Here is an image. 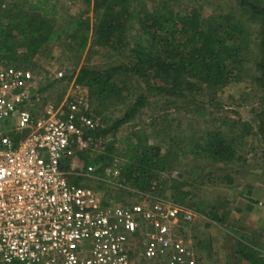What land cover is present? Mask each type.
Segmentation results:
<instances>
[{
	"label": "rangeland",
	"instance_id": "obj_1",
	"mask_svg": "<svg viewBox=\"0 0 264 264\" xmlns=\"http://www.w3.org/2000/svg\"><path fill=\"white\" fill-rule=\"evenodd\" d=\"M165 2L182 16L198 9L204 19L225 15V22L240 24L243 30L240 39L245 44L235 62V80L219 88L203 86L193 93L181 92L186 87L183 85L177 90L182 95H171L160 79L131 73L128 89L131 104L143 95L145 105L116 132L99 135L97 139L85 134L83 145L77 146L76 158L67 168L69 178L72 181L81 178L80 183L103 192L109 189L115 200L123 203L153 197L174 202L173 197L180 191L188 193L183 205L195 211L203 208L209 212L207 216L198 213L199 217L185 232L195 249L197 245L206 264H247L237 254L238 242L241 239L253 243L264 241V86L258 81L259 78L264 81L262 22L238 0H150L145 7L156 11ZM92 3L93 0H60L55 21L60 23L70 16L93 19ZM137 10H133L123 41L115 50L90 42L86 50L78 52L80 43L65 36L38 54L26 67L35 77L34 87L40 97L35 111L47 103L74 100L78 105H89V109L94 110L92 114L96 118L90 129L98 126L104 117L124 113L129 106L126 99H109L102 105L95 100L92 106L88 88L76 85L74 80L69 82V77L82 66L100 69L121 63L135 66L134 44L151 46L156 43L150 34L140 29ZM176 21L180 27V20ZM165 33L160 30L159 38H165ZM180 38L176 31V40ZM86 116L89 117L88 113ZM140 130V138L160 146L168 154V162L161 173L162 186L153 192L120 186V162L130 155ZM215 130L234 141L241 160L223 164L200 152L207 132ZM82 152L94 159L99 155L109 158L105 163L100 162L103 176L98 180L80 175L86 174ZM90 165L95 170L99 167ZM99 180L114 185L102 187ZM236 233H243L245 237L240 238Z\"/></svg>",
	"mask_w": 264,
	"mask_h": 264
},
{
	"label": "built area",
	"instance_id": "obj_2",
	"mask_svg": "<svg viewBox=\"0 0 264 264\" xmlns=\"http://www.w3.org/2000/svg\"><path fill=\"white\" fill-rule=\"evenodd\" d=\"M34 78L0 68V264H206L185 234L197 211L159 197L123 203L70 180L89 105L35 111Z\"/></svg>",
	"mask_w": 264,
	"mask_h": 264
},
{
	"label": "trees",
	"instance_id": "obj_3",
	"mask_svg": "<svg viewBox=\"0 0 264 264\" xmlns=\"http://www.w3.org/2000/svg\"><path fill=\"white\" fill-rule=\"evenodd\" d=\"M59 1L0 0L2 67L26 68L38 54L65 36L73 37L80 43L78 52L86 50L90 42L94 46L115 50L123 41L135 9H138L136 15L140 29L156 40L151 46L134 44L132 54L137 60L135 66L124 63L108 69L82 66L69 77V82L74 80L76 85L88 88L92 106L95 100L100 102V105L109 99H126L129 102L124 113L116 117H104L98 126L86 131V135L90 134L94 139L99 135L116 132L145 105L143 95L131 104L128 89L133 72L160 79L171 95L178 93L182 95L183 91L193 93L203 86L224 87L236 78L235 62L242 54L245 44L240 39L243 30L238 22H225L227 18L225 15L204 19L198 9H193L189 14L182 16L166 2L160 6V10L150 11L145 7L150 0H93V19L70 16L57 23L55 18L59 13ZM238 1L262 22L261 39L264 47V0ZM87 5L90 6V3ZM178 19L180 27L176 21ZM173 29L180 33L181 38L178 41L176 31ZM160 30H165V38H159ZM174 43H177L176 46ZM263 65L262 63L261 66ZM258 81L264 86L263 78H259ZM183 85L186 86L185 89L177 93ZM87 113L95 121L96 117L92 114L94 110L89 109ZM107 125L110 127L107 128ZM141 132L140 130L136 134L138 142L132 147L130 155L120 162V186L153 192L162 186L161 173L168 162V154L160 146L140 138ZM200 152L223 164L241 160L234 141L217 130L207 132L205 144L200 148ZM80 155L85 161L86 168L90 164L99 166L100 162L109 161L106 155L96 156L95 159L87 155V152ZM68 166L69 162L65 165L66 169ZM93 175L94 178L87 179L98 180V177L103 176L102 167L99 166ZM80 180L81 178H76L74 182L79 184ZM100 185L105 187L114 184L101 180ZM187 194L180 191L173 197L174 202L182 204ZM105 196L115 199L109 189ZM197 212L203 216L209 215L203 208H198ZM237 234L240 238L245 237L243 233ZM237 254L247 264H264V241L253 243L241 239L238 242Z\"/></svg>",
	"mask_w": 264,
	"mask_h": 264
},
{
	"label": "crops",
	"instance_id": "obj_4",
	"mask_svg": "<svg viewBox=\"0 0 264 264\" xmlns=\"http://www.w3.org/2000/svg\"><path fill=\"white\" fill-rule=\"evenodd\" d=\"M212 227H214V225L212 226ZM194 232H195V230H194ZM212 234H213V232H212ZM187 235V234H186ZM196 250L198 251V247H197V245H196ZM199 252V251H198Z\"/></svg>",
	"mask_w": 264,
	"mask_h": 264
}]
</instances>
